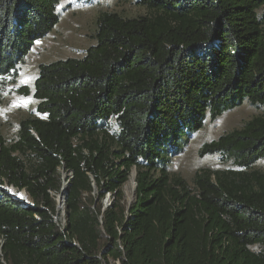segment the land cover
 Listing matches in <instances>:
<instances>
[{"label":"trees","instance_id":"16d2710c","mask_svg":"<svg viewBox=\"0 0 264 264\" xmlns=\"http://www.w3.org/2000/svg\"><path fill=\"white\" fill-rule=\"evenodd\" d=\"M134 1L147 13L103 11L84 56L39 65L46 117L0 131V264H264V113L200 148L232 167L201 168L192 185L168 169L208 115L264 107V0ZM60 2L0 0L1 83L60 22Z\"/></svg>","mask_w":264,"mask_h":264},{"label":"rangeland","instance_id":"374dc122","mask_svg":"<svg viewBox=\"0 0 264 264\" xmlns=\"http://www.w3.org/2000/svg\"><path fill=\"white\" fill-rule=\"evenodd\" d=\"M57 11L60 14V22L48 35L35 42L19 67L16 82H11L10 78L6 79L5 83L0 81V131L7 139L17 136L19 124L23 118L31 115L46 117L37 112L38 100L33 95L41 63L84 56L87 48L97 42L95 34L98 30V18L103 11L118 12L129 18L147 13V9L134 0H61ZM24 85L32 89V93L28 96L17 91ZM263 113L264 107H256L247 101L215 120L208 115L203 128L185 138L182 149L169 156V171L182 175L192 185L196 171L201 168L232 167L230 162L223 161L220 154L200 156V148L205 142L217 139L223 133L242 126L253 116ZM109 123L113 129L118 128L115 118H112ZM254 167L264 171V158L260 159ZM130 180L131 178L124 187L127 201L129 197L126 187ZM111 200V196L107 194L104 202L109 205ZM60 213L65 222V205L60 208Z\"/></svg>","mask_w":264,"mask_h":264},{"label":"water","instance_id":"95a60500","mask_svg":"<svg viewBox=\"0 0 264 264\" xmlns=\"http://www.w3.org/2000/svg\"><path fill=\"white\" fill-rule=\"evenodd\" d=\"M135 174V182H134V193H133V197L132 199H128L129 204H131L133 202V200L136 197V189H137V181H136V175H137V170L134 169L132 171V174ZM131 174V175H132ZM64 177V184L62 186V191L59 194V199H58V210L60 211V208L63 207L65 205V201H66V195L65 193H67L68 189H69V183H70V177H68V174L65 172L63 174ZM72 177V176H71ZM95 185V183H94ZM2 188H6L5 186H1ZM9 192L16 198L22 199V196L19 195V193L23 196H26L27 191L24 189L21 192L17 193V190L14 187H9ZM108 206V205H107ZM0 242H2L1 238H0Z\"/></svg>","mask_w":264,"mask_h":264},{"label":"bare ground","instance_id":"6f19581e","mask_svg":"<svg viewBox=\"0 0 264 264\" xmlns=\"http://www.w3.org/2000/svg\"><path fill=\"white\" fill-rule=\"evenodd\" d=\"M134 182H135V174L133 172V174L131 175V180H130L129 184L126 187L127 196L129 197L128 199H132V197H133V193H134ZM19 195L22 196V198L24 197L21 194H19Z\"/></svg>","mask_w":264,"mask_h":264},{"label":"built area","instance_id":"2783aa9c","mask_svg":"<svg viewBox=\"0 0 264 264\" xmlns=\"http://www.w3.org/2000/svg\"><path fill=\"white\" fill-rule=\"evenodd\" d=\"M0 79H1V77H0ZM67 174H68V177H71L72 176V172H69ZM28 202L30 203V201H28Z\"/></svg>","mask_w":264,"mask_h":264},{"label":"clouds","instance_id":"9594fccd","mask_svg":"<svg viewBox=\"0 0 264 264\" xmlns=\"http://www.w3.org/2000/svg\"><path fill=\"white\" fill-rule=\"evenodd\" d=\"M67 173V172H66ZM4 186V185H3ZM5 187H8V186H5ZM9 188V187H8ZM105 205L107 206L108 204H107V202H105Z\"/></svg>","mask_w":264,"mask_h":264}]
</instances>
